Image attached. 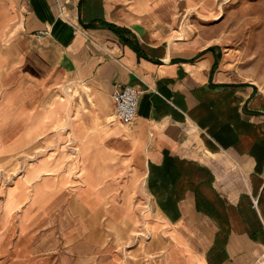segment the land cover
Wrapping results in <instances>:
<instances>
[{
	"label": "crops",
	"instance_id": "0c3cea01",
	"mask_svg": "<svg viewBox=\"0 0 264 264\" xmlns=\"http://www.w3.org/2000/svg\"><path fill=\"white\" fill-rule=\"evenodd\" d=\"M220 1L0 0V161L21 164L0 200L18 240L61 244L53 264H132L90 236L105 213L151 235L150 264L264 252V88L228 47ZM119 83L144 89L129 122L108 117ZM45 158L61 166L10 196ZM53 172L54 191L35 189Z\"/></svg>",
	"mask_w": 264,
	"mask_h": 264
},
{
	"label": "rangeland",
	"instance_id": "374dc122",
	"mask_svg": "<svg viewBox=\"0 0 264 264\" xmlns=\"http://www.w3.org/2000/svg\"><path fill=\"white\" fill-rule=\"evenodd\" d=\"M225 1L221 0L219 3V12L215 16V18H218L216 21L223 23L228 47H232L239 52L237 60L238 64L241 65L240 68L248 77L258 81L264 88V0ZM50 162L52 163L50 164ZM49 164V167H51L49 171L51 172L57 171L61 166L60 163H53V160H48V158L33 163L31 169L23 173V177L17 178L16 187H10L9 195L11 196L14 190L18 189L23 183L30 181L29 176H31L32 171L36 172L42 168L44 169ZM18 165L0 161V191L5 183L11 182L14 176L19 173L18 170H20L21 164L16 168ZM60 178L61 181H65L67 175L62 173ZM43 183L42 180H39L35 185V189L40 190L41 186L46 185L54 191L53 189L58 187L57 173L53 172V174L50 173L45 176ZM8 219L9 214L3 211L0 200V264H53L57 261V257L64 249L61 244L56 245L57 248L50 249H37L34 244H31L34 249L27 247L30 240L23 241L21 238L18 240V233L16 231L12 232ZM96 223L97 226L92 227L89 234L104 251L109 252V254L114 253L116 256L120 255L123 257L122 260H125V262L130 261L132 264L153 263L154 244L139 240V237L141 239L149 238L150 234L140 232L139 228H131V231H128L123 224L110 220L105 213L100 214L99 218L96 219ZM34 229L36 231L37 229L42 230L43 226H37ZM2 238L4 239L2 240ZM83 243L84 241L81 239L70 241L69 249L73 248L70 251L82 255L83 251L88 250V248L85 249ZM38 244L40 248L42 246L43 248L49 247L47 240H42ZM30 251H33V253ZM20 253L22 255H19ZM28 254L33 257L29 258ZM104 262L105 258L103 257L98 260L97 264Z\"/></svg>",
	"mask_w": 264,
	"mask_h": 264
},
{
	"label": "built area",
	"instance_id": "2783aa9c",
	"mask_svg": "<svg viewBox=\"0 0 264 264\" xmlns=\"http://www.w3.org/2000/svg\"><path fill=\"white\" fill-rule=\"evenodd\" d=\"M143 92L144 89L132 84H117L113 92L116 101L115 118L123 122L131 121L138 113L140 97ZM256 202L257 199H255ZM252 264H264V252Z\"/></svg>",
	"mask_w": 264,
	"mask_h": 264
},
{
	"label": "bare ground",
	"instance_id": "6f19581e",
	"mask_svg": "<svg viewBox=\"0 0 264 264\" xmlns=\"http://www.w3.org/2000/svg\"><path fill=\"white\" fill-rule=\"evenodd\" d=\"M225 2H229V0H226ZM220 6H222V5H220ZM221 8H222V7H221ZM108 117H109L110 120H115V119H117V118H115L114 113L111 114V115L108 116Z\"/></svg>",
	"mask_w": 264,
	"mask_h": 264
}]
</instances>
